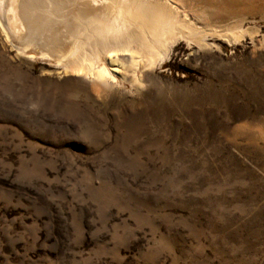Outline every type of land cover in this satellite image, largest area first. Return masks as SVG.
Returning <instances> with one entry per match:
<instances>
[{
  "label": "rangeland",
  "instance_id": "rangeland-1",
  "mask_svg": "<svg viewBox=\"0 0 264 264\" xmlns=\"http://www.w3.org/2000/svg\"><path fill=\"white\" fill-rule=\"evenodd\" d=\"M136 1L174 35L99 87L0 25V264H264V0Z\"/></svg>",
  "mask_w": 264,
  "mask_h": 264
},
{
  "label": "bare ground",
  "instance_id": "bare-ground-1",
  "mask_svg": "<svg viewBox=\"0 0 264 264\" xmlns=\"http://www.w3.org/2000/svg\"><path fill=\"white\" fill-rule=\"evenodd\" d=\"M164 13L136 0H0V25L24 51L36 49L37 39L44 35L43 21L53 15L61 19L64 38L57 44L65 49L58 51L63 53L60 61L66 68L85 72L93 87L114 77L111 68L124 62L118 52L129 53L131 64L137 65L143 58L152 59L157 46L172 39L174 23Z\"/></svg>",
  "mask_w": 264,
  "mask_h": 264
}]
</instances>
